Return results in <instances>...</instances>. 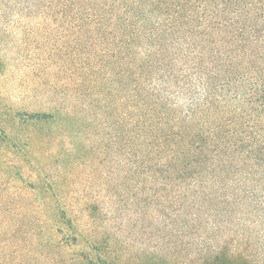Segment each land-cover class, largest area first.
Masks as SVG:
<instances>
[{
  "label": "trees",
  "instance_id": "16d2710c",
  "mask_svg": "<svg viewBox=\"0 0 264 264\" xmlns=\"http://www.w3.org/2000/svg\"><path fill=\"white\" fill-rule=\"evenodd\" d=\"M20 3L0 0V13ZM28 3L71 17L73 39L89 63L96 58L115 70L118 85L110 91L122 109L119 153L178 205L181 230L192 238L183 259L264 264V0ZM49 117L38 114L37 123ZM17 222L0 224V238L42 228ZM103 238L65 254L14 255L2 247L0 264H132ZM148 256L146 264H167L161 255Z\"/></svg>",
  "mask_w": 264,
  "mask_h": 264
},
{
  "label": "rangeland",
  "instance_id": "374dc122",
  "mask_svg": "<svg viewBox=\"0 0 264 264\" xmlns=\"http://www.w3.org/2000/svg\"><path fill=\"white\" fill-rule=\"evenodd\" d=\"M28 2L0 13V208L10 210L0 224L42 228L28 237L5 234L0 248L65 254L104 237L132 264L154 254L167 264L197 263L183 259L192 238L181 230L178 205L119 153L115 70L96 58L89 63L71 17ZM45 113L52 117L37 123Z\"/></svg>",
  "mask_w": 264,
  "mask_h": 264
}]
</instances>
